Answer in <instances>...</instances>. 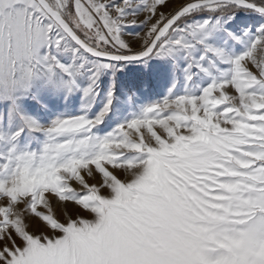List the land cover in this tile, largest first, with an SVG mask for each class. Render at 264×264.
Masks as SVG:
<instances>
[{
	"label": "snow or ice",
	"instance_id": "snow-or-ice-1",
	"mask_svg": "<svg viewBox=\"0 0 264 264\" xmlns=\"http://www.w3.org/2000/svg\"><path fill=\"white\" fill-rule=\"evenodd\" d=\"M0 264H264V0H0Z\"/></svg>",
	"mask_w": 264,
	"mask_h": 264
},
{
	"label": "rangeland",
	"instance_id": "rangeland-1",
	"mask_svg": "<svg viewBox=\"0 0 264 264\" xmlns=\"http://www.w3.org/2000/svg\"><path fill=\"white\" fill-rule=\"evenodd\" d=\"M176 6H177L176 4H170L169 7L171 8V7H176Z\"/></svg>",
	"mask_w": 264,
	"mask_h": 264
}]
</instances>
